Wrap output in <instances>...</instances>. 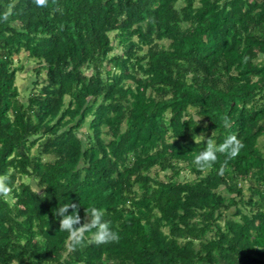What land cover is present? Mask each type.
<instances>
[{
	"label": "trees",
	"instance_id": "obj_1",
	"mask_svg": "<svg viewBox=\"0 0 264 264\" xmlns=\"http://www.w3.org/2000/svg\"><path fill=\"white\" fill-rule=\"evenodd\" d=\"M57 5L0 0V264H264V0ZM214 131L245 145L224 175L192 162ZM70 201L119 243L70 251Z\"/></svg>",
	"mask_w": 264,
	"mask_h": 264
},
{
	"label": "clouds",
	"instance_id": "obj_2",
	"mask_svg": "<svg viewBox=\"0 0 264 264\" xmlns=\"http://www.w3.org/2000/svg\"><path fill=\"white\" fill-rule=\"evenodd\" d=\"M32 2L40 8H46L50 3L57 5V0H32ZM55 10L60 11L61 9L57 5ZM3 19L7 21L8 13L4 14ZM249 60L250 57L245 56L243 63L246 64ZM193 118L196 124L202 119L201 116ZM222 120L226 129L231 127V122L227 116L222 117ZM185 121H187V118H185ZM215 135L216 131L206 141L203 132L199 136H193L196 144L203 142V144L206 143V147L194 155L192 162L196 170L202 173L212 170L219 164V174L224 175L228 162L236 159L245 145L235 134L226 136L222 143L216 142ZM221 156L224 157L223 161L220 160ZM12 193L13 187L10 186L7 177L0 175V199L7 201L11 198ZM70 209L72 210L71 214H69ZM80 211L81 205L71 201L55 210L54 215L61 218L59 220V231L67 233L65 245L70 251L86 247L90 243H95L98 246L119 243V233L113 230L112 222L105 219L106 214L103 209L94 206L84 208L83 217L80 215Z\"/></svg>",
	"mask_w": 264,
	"mask_h": 264
},
{
	"label": "rangeland",
	"instance_id": "obj_3",
	"mask_svg": "<svg viewBox=\"0 0 264 264\" xmlns=\"http://www.w3.org/2000/svg\"><path fill=\"white\" fill-rule=\"evenodd\" d=\"M117 50L118 52L120 51V49ZM14 61L16 67H23V71H18L16 86L19 92L20 99L25 100L27 97L28 86L32 75L31 68L33 67L34 63L30 60H27L25 54L23 53L19 56H15ZM41 77L43 78L44 76L42 75ZM30 184L35 187V183L33 181H31Z\"/></svg>",
	"mask_w": 264,
	"mask_h": 264
}]
</instances>
